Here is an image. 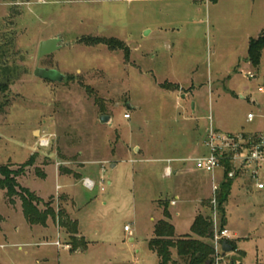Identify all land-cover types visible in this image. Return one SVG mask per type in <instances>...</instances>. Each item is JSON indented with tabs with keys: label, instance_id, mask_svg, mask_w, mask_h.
<instances>
[{
	"label": "rangeland",
	"instance_id": "1",
	"mask_svg": "<svg viewBox=\"0 0 264 264\" xmlns=\"http://www.w3.org/2000/svg\"><path fill=\"white\" fill-rule=\"evenodd\" d=\"M261 32L264 0H0V83L8 84L0 95V165L16 170L17 182L41 198L38 208L56 216L53 230L31 224L20 197L11 201L0 188V264H160L149 247L151 217L168 202L177 233H190L196 213H210L213 178L191 161L173 162L184 170L165 177L166 163L155 159L204 155L210 126L264 131V52L257 69L247 60L249 40ZM58 35L62 46L38 60L40 42ZM89 38L120 39L130 55ZM37 65L66 77L42 79ZM103 114L112 123H102ZM33 144L40 152L25 165ZM55 168L77 177H58ZM75 170L95 174L98 185L86 189ZM241 178L225 204L237 250L220 262L242 253V264H263L264 191L242 188ZM62 192H73L86 239L71 225L55 229L60 215L76 223L65 216Z\"/></svg>",
	"mask_w": 264,
	"mask_h": 264
},
{
	"label": "trees",
	"instance_id": "2",
	"mask_svg": "<svg viewBox=\"0 0 264 264\" xmlns=\"http://www.w3.org/2000/svg\"><path fill=\"white\" fill-rule=\"evenodd\" d=\"M216 1V0H214ZM87 44L104 43L112 50L122 49L125 51V57L130 55V48L120 39L110 38L95 40L92 38L84 40ZM264 52V32L258 36L252 37L249 40L247 60L255 69L261 64V57ZM8 89V84L0 83V95ZM34 160V155L31 156L25 165H31ZM226 166V174L222 180L218 195V212H220V228H224L227 223V211L225 204L228 202L231 195V190L235 180L227 178V172L233 168L229 159L223 160ZM16 170L12 169L8 164L0 165V188L6 190V195L13 201L14 196H19L22 200L24 216L31 224H46L50 217H56L53 209L41 211L38 205L42 202L37 196L27 187L21 186L17 180ZM20 188V189H19ZM20 190V191H19ZM211 199H209V214L206 216L198 214L191 224V233L177 236L174 225L170 222L171 213L169 212V203H162L164 206V218L159 219L154 226V237L149 241V247L154 250L159 256L160 264H216L215 262V245L213 238L215 228L211 213ZM60 221L63 226L73 228L77 232L76 223L70 224L68 220H64L60 215ZM195 235V236H194ZM77 242V237H72V242ZM228 242L237 250V245L231 240ZM75 249V248H74ZM176 253V257H174ZM242 253L238 258L231 259L232 264H242ZM264 264V263H263Z\"/></svg>",
	"mask_w": 264,
	"mask_h": 264
},
{
	"label": "built area",
	"instance_id": "3",
	"mask_svg": "<svg viewBox=\"0 0 264 264\" xmlns=\"http://www.w3.org/2000/svg\"><path fill=\"white\" fill-rule=\"evenodd\" d=\"M252 76V74H250ZM264 92V88H260ZM126 117H130V114H126ZM254 114L250 113L248 119L251 121L254 119ZM208 136L204 141L208 151L204 155L188 157L185 162L191 161L195 163L197 169L206 171L212 175V197L211 213L215 228V235L213 238V245H215V262L221 264L220 260L224 257L225 251H223L222 243L224 240L231 239V231L224 226L220 228V212H218V195L217 192L220 189L222 180L225 178L226 166L224 165L225 159H229L233 168L227 172V178L236 180L239 176H245L251 180V182L259 189H264V132L254 133V135L247 134L245 132L227 133L218 132L212 126L209 127ZM51 140L42 139L41 145H50ZM168 165L164 169V176L171 177L174 168L172 161H166ZM221 171L222 179L217 178V171ZM83 182L87 189H94L96 182L91 178L83 179ZM176 203V200H173ZM126 230H129V226H125ZM55 245H61V242L57 240ZM65 248H70V245L65 244Z\"/></svg>",
	"mask_w": 264,
	"mask_h": 264
},
{
	"label": "crops",
	"instance_id": "4",
	"mask_svg": "<svg viewBox=\"0 0 264 264\" xmlns=\"http://www.w3.org/2000/svg\"><path fill=\"white\" fill-rule=\"evenodd\" d=\"M253 37V36H252ZM249 48V47H248ZM250 65H251V63H250ZM248 72H250V71H248ZM254 101H256V98H254L253 99ZM255 117V116H254ZM242 132H245V133H247V134H251V135H254V133H261V132H264V131H261V130H254L253 132H248V131H242ZM33 151H32V154H31V156H33V155H35L37 152H40V150H38V145L37 146H35V144H33V149H32ZM136 150L137 151H141V148L140 147H137L136 148ZM186 159H188V158H182V157H177V158H174V157H168V158H156L155 160H161V161H163V162H165L166 163V161H172V166H173V162H185V160ZM154 159H152V160H150V161H155ZM11 163H13V164H17V163H15V162H12V161H10ZM131 162H136V160L135 159H132L131 160ZM110 164H112V167L114 168V169H116L117 167H118V164H116V163H114V162H112V163H110ZM168 165V163H166V165L164 166V168H163V175H164V169H165V167ZM50 167H52L51 165H47V169H45V176L43 177V179H45L47 176H48V168H50ZM173 168H174V172H173V174H176V173H180L181 171H183L184 169H183V167H181L180 165H178L177 167H174L173 166ZM55 171H56V174H57V176L59 177V175H65V176H70L71 177V175H73L74 177H77V176H75L73 173H71V174H63V173H61L60 172V170L58 169V168H55ZM76 171V170H75ZM77 172V171H76ZM137 172V171H136ZM78 173V175H79V180L80 181H82L83 182V179H85V178H91L92 180H94L95 182H96V186L98 185V181L96 180L97 179V177L95 176V174H93V175H85V176H83L81 173H79V172H77ZM94 173V172H93ZM139 173V172H138ZM137 174V173H136ZM139 174H141V173H139ZM243 178H241V180L243 181V182H245L243 185H242V188H244V189H247V190H250V191H252V192H263L264 191V189H259V188H257V186H255L254 184H253V186L252 185H246V181H247V179H249V178H247V177H245V176H242ZM239 179V178H238ZM101 180V179H100ZM245 180V181H244ZM109 181V184H113L114 182L112 181V180H108ZM249 181L251 182V180L249 179ZM101 182V181H100ZM84 183V182H83ZM85 185V184H84ZM60 188H62V187H65V188H69L70 186H72L71 184H68V183H66V184H64V185H61V184H59L58 185ZM86 189H87V187H86ZM39 193V192H38ZM63 194H65V197L64 198H62V202H63V205H64V207L67 209L66 210V212H65V216L66 217H68V218H72L73 219V221L74 222H76V227H77V233H76V235L78 236V237H82V238H84V239H86V235L84 234V232H82V230H81V228H80V226H81V222H80V218L77 216V213H76V211H75V206H76V199H75V196H74V194H73V192H62ZM39 195H41V196H43L42 194H40L39 193ZM210 195H212V191H211V194ZM176 196V199H173V200H176V203H173V200H171V202H170V205L171 206H173V205H178V201L181 199L180 198V196L178 195V194H176L175 195ZM210 198H211V196H209ZM58 200V199H57ZM59 203V202H58ZM161 207H159L158 209H160ZM170 210H169V212L171 213V218H170V222L174 225V227H175V224H174V222H172V219H173V215H174V213L172 212V208L170 207L169 208ZM158 212L159 213H161V215L159 216V217H156V219L154 218V216H152L151 217V219H152V221H158L159 219H162V218H164V213H163V210L162 211H159L158 210ZM196 212H197V206H196ZM175 214H177V215H181V213H180V211L179 210H175ZM198 215V212L196 213V215L194 216V218H193V220H192V222L194 221V219H195V217ZM9 221V219L8 220H6V221H3L2 222V229L1 230H3V226L7 223ZM156 222L153 224V226H152V230H153V232L155 231L154 230V226H155V224H156ZM192 222H191V224H192ZM52 225H53V219L52 218H49L48 220H47V223L46 224H44V225H42L43 226V228L44 229H46V230H53L52 229ZM54 226H55V223H54ZM62 225V223H61V221H60V218L59 219H57V223H56V226H55V229H62L63 227H65V226H63ZM126 226V225H125ZM37 226H35V225H30V230L32 231L31 233L33 234L34 233V229L36 228ZM190 227H191V225H190ZM226 227L227 228H229V219H228V216H227V223H226ZM230 229V228H229ZM126 230V229H125ZM130 230V229H129ZM230 231H231V229H230ZM192 232V231H191ZM190 232V233H191ZM190 233H186V234H190ZM35 234H37V233H35ZM186 234H179V233H177V229H176V235L177 236H181V235H186ZM131 240H133L132 238H131ZM51 244H52V242H50ZM66 244H68V245H70V243L69 242H67ZM57 246V245H56ZM59 246V245H58ZM66 249H70V248H66ZM78 249H82V250H84V248H83V246H79V248ZM231 261V260H230ZM231 264H232V261L230 262Z\"/></svg>",
	"mask_w": 264,
	"mask_h": 264
},
{
	"label": "water",
	"instance_id": "5",
	"mask_svg": "<svg viewBox=\"0 0 264 264\" xmlns=\"http://www.w3.org/2000/svg\"><path fill=\"white\" fill-rule=\"evenodd\" d=\"M63 43V39L60 35L51 37V39L43 40L40 42L38 46V55L37 58L40 60L42 57H45L47 55H51L54 51L58 50ZM34 74L42 79L48 80V81H57L61 82L65 79L66 75L62 73L57 68H49V67H43L37 65L35 68ZM101 122H108L112 123V117L110 115L103 114L101 117ZM223 245V251L225 252H232L234 251V246L231 245L227 240H224L222 243Z\"/></svg>",
	"mask_w": 264,
	"mask_h": 264
}]
</instances>
